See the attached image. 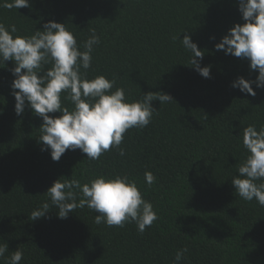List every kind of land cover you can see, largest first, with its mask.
I'll return each mask as SVG.
<instances>
[{
	"label": "trees",
	"instance_id": "16d2710c",
	"mask_svg": "<svg viewBox=\"0 0 264 264\" xmlns=\"http://www.w3.org/2000/svg\"><path fill=\"white\" fill-rule=\"evenodd\" d=\"M30 5L0 8V23L16 25L13 35L21 36L43 31L49 20L64 23L81 51L94 28L100 43L88 79L115 76L111 91L123 88L129 102L149 91L175 101L151 102L156 110L150 123L124 134V156L112 148L90 160L80 149H69L53 161L50 150H41L42 117L27 102L21 115L14 110L15 62L0 65V244L8 245L0 264H8L16 250L23 252L19 264H176V252L184 248L180 264H264V207L243 200L232 184L247 155L243 128L264 126V88L253 83L252 96L232 87L240 76L254 81L258 71L247 59L214 47L244 23L239 0H30ZM186 34L205 51L200 64L211 66L210 78L188 65L190 53L180 40ZM67 95L61 94V102L71 110ZM145 172L156 177L150 187ZM117 175L134 180L157 214L142 234L135 222L97 225L98 213L87 206L61 219L46 193L60 178L84 184ZM45 202L49 211L31 220Z\"/></svg>",
	"mask_w": 264,
	"mask_h": 264
},
{
	"label": "clouds",
	"instance_id": "9594fccd",
	"mask_svg": "<svg viewBox=\"0 0 264 264\" xmlns=\"http://www.w3.org/2000/svg\"><path fill=\"white\" fill-rule=\"evenodd\" d=\"M30 6V0H0V8L9 10ZM239 11L244 23L235 24L214 47L226 55L247 59L250 69L258 71L254 81L240 76L232 82V87L255 96L253 83L257 88H264V0H239ZM17 32L16 25L6 28L0 23V65L9 60L15 62L11 69L14 79L10 85L16 101L14 110L21 115L27 102V106L42 117L39 128L41 150H50L53 161H59L69 149H80L90 160L99 159L112 148H117L124 156V149L120 148L124 134L131 128L143 129L150 123L156 110L151 102L159 100L162 105L175 101L168 93L149 91L141 99L129 102L123 88L111 91L116 85L115 76L111 80L104 75L88 79L86 73L92 65V53L100 43L94 28L83 42V51L65 24L55 20L47 21L43 31H36L31 36L13 35ZM172 39L180 38L173 36ZM180 40L190 53L188 65L202 77L210 78L211 66L202 67L200 64L205 51L192 41L190 35L186 34ZM48 64L51 67L45 70ZM62 93L68 94L65 98L72 102L74 107L71 110L62 105ZM56 112L61 115H49ZM242 132L247 155L238 167V175L232 178V184L243 200L255 199L264 207V182L257 183L264 181V126L257 130L254 125H248ZM155 180L153 173L145 172L149 187ZM46 193L61 219L77 208L87 206L98 213L94 217L97 225L105 223L109 227H123L126 222H135L141 234L158 219L153 205L143 198L136 182L127 175L115 178L98 176L84 184L74 177L60 178ZM49 208V203H43L40 209L32 211L31 220L44 217ZM6 251L8 245L0 244V257ZM187 251L184 248L176 252V264H180ZM22 258L23 252L16 250L8 264H19Z\"/></svg>",
	"mask_w": 264,
	"mask_h": 264
}]
</instances>
